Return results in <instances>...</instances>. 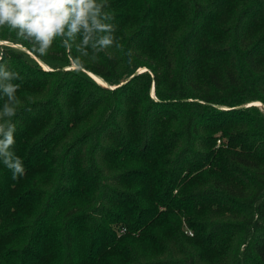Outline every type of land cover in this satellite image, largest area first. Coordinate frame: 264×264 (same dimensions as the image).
<instances>
[{"label":"trees","instance_id":"obj_1","mask_svg":"<svg viewBox=\"0 0 264 264\" xmlns=\"http://www.w3.org/2000/svg\"><path fill=\"white\" fill-rule=\"evenodd\" d=\"M98 3L119 48L79 58L76 34L40 55L0 28L62 64L0 44L25 168L0 160V264H264V110L247 105L264 103V0Z\"/></svg>","mask_w":264,"mask_h":264},{"label":"clouds","instance_id":"obj_2","mask_svg":"<svg viewBox=\"0 0 264 264\" xmlns=\"http://www.w3.org/2000/svg\"><path fill=\"white\" fill-rule=\"evenodd\" d=\"M102 6L98 0H0V28L7 27L19 39L31 42L40 55L47 54L57 37L75 39L80 34L82 40L75 50L83 58L88 56V46L96 53L120 47L114 35L116 26L103 22L112 15L103 14ZM100 33L103 35L94 38ZM62 43L71 48L66 41ZM15 78L17 75L4 71L0 63V96L6 97L0 109V160L12 171L13 179L25 174L22 160L12 151L16 143V125L12 118L21 103L16 95L20 85L7 81Z\"/></svg>","mask_w":264,"mask_h":264},{"label":"rangeland","instance_id":"obj_3","mask_svg":"<svg viewBox=\"0 0 264 264\" xmlns=\"http://www.w3.org/2000/svg\"><path fill=\"white\" fill-rule=\"evenodd\" d=\"M10 44V45H12V46H14L15 48H18V49H21L24 53H25V55L30 59V60H33V61H35V60H37V62H39L44 68H46V69H49V67H50V69H51V66L52 67H57V66H60V65H62V64H60V63H56V62H46L47 64H48V66L49 67H45V65L42 63L43 61L41 60V59H39L38 57H36L32 52H30V50L29 49H27L26 47H23V46H21V45H19V44H13V43H10V42H7V41H3V40H0V44ZM42 61V62H41ZM45 63V62H44ZM45 63V64H46ZM73 68V69H77V70H80L83 74H85V75H87L88 77H90L92 80H94L95 82H97V83H99V84H101V85H105V84H102V83H100V82H98V80H97V78L96 77H99L98 75H96V74H94L93 72H90V71H87L86 69H84V68H80V66L79 65H77V64H75V63H72L70 66H64V68ZM139 70H142V71H145V70H149L148 68H146V67H144V68H139V69H137V71H139ZM109 83V82H108ZM109 87L111 86L112 87V85L109 83V84H107ZM107 85H105V86H107ZM154 86V85H153ZM154 91H153V88H152V94L154 95V93H153ZM252 103H254V104H257L262 110H264V103L262 102V101H258V100H254V101H251V102H249L247 105H249V104H252ZM246 105V104H245ZM221 143V141L219 142V139H218V141H217V144H220ZM187 230H189L187 227H185Z\"/></svg>","mask_w":264,"mask_h":264},{"label":"bare ground","instance_id":"obj_4","mask_svg":"<svg viewBox=\"0 0 264 264\" xmlns=\"http://www.w3.org/2000/svg\"><path fill=\"white\" fill-rule=\"evenodd\" d=\"M42 62V61H41ZM44 65H45V67H48V65L47 64H45L44 62H42ZM97 78V80H98V82H100V83H102V84H105V85H107V84H109L107 81H105V80H103L102 78H100V77H96ZM108 86V85H107ZM113 87V86H112Z\"/></svg>","mask_w":264,"mask_h":264},{"label":"built area","instance_id":"obj_5","mask_svg":"<svg viewBox=\"0 0 264 264\" xmlns=\"http://www.w3.org/2000/svg\"><path fill=\"white\" fill-rule=\"evenodd\" d=\"M221 140L219 139V142H220ZM186 232L187 233H189V234H192V232L190 231V230H186Z\"/></svg>","mask_w":264,"mask_h":264},{"label":"water","instance_id":"obj_6","mask_svg":"<svg viewBox=\"0 0 264 264\" xmlns=\"http://www.w3.org/2000/svg\"><path fill=\"white\" fill-rule=\"evenodd\" d=\"M10 45V44H9ZM142 70H139V71H136V73H139V72H141ZM109 87V86H108ZM111 87V86H110ZM113 87H115V86H113ZM113 87H111V88H113Z\"/></svg>","mask_w":264,"mask_h":264}]
</instances>
